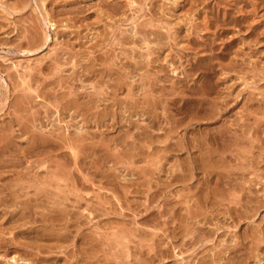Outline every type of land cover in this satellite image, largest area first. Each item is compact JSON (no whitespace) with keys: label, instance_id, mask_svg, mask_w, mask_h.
Masks as SVG:
<instances>
[{"label":"rangeland","instance_id":"1","mask_svg":"<svg viewBox=\"0 0 264 264\" xmlns=\"http://www.w3.org/2000/svg\"><path fill=\"white\" fill-rule=\"evenodd\" d=\"M263 159L264 0H0V264H264Z\"/></svg>","mask_w":264,"mask_h":264},{"label":"bare ground","instance_id":"2","mask_svg":"<svg viewBox=\"0 0 264 264\" xmlns=\"http://www.w3.org/2000/svg\"><path fill=\"white\" fill-rule=\"evenodd\" d=\"M133 1H134V0H133ZM258 4H259V3H258ZM253 8H254V7H253ZM113 16H114V15H113ZM152 19H153V18H152ZM142 24H143V23H142ZM144 25H145V23H144ZM145 26H146V25H145ZM145 26H143V27H145ZM146 30H147V29H146ZM151 30H152V29H151ZM152 32H154V31H152ZM146 33H147V32H146ZM139 34H140V33H139ZM148 34H149V33H148ZM141 35H142V32H141ZM146 36H147V35H146ZM133 37H134V36H133ZM149 37H150V36H149ZM47 38H48V37H47ZM126 38H127V37H126ZM177 38H178V37H177ZM147 39H149V38H147ZM43 41H44V40H43ZM133 42H134V41H133ZM136 42H137V41H136ZM123 43H124V42H123ZM131 43H132V42H131ZM40 44H41V43H40ZM90 47H91V46H90ZM93 47H94V46H92L91 48H93ZM88 50H89V49H88ZM133 50H134V49H133ZM152 50H153V49H152ZM29 51H31V50H29ZM29 51H28V52H29ZM96 52H97V51H96ZM106 52H109L108 49H107ZM89 53H90V52H89ZM100 53H101V52H100ZM151 53H153V52H151ZM84 54H85V53H84ZM148 54H149V53H148ZM87 55H88V54H87ZM99 55H102V54H98V57H99ZM150 55H152V54H150ZM73 56H74V55H73ZM111 56H112V55H111ZM111 56H110V58H111ZM147 56H148V55H147ZM51 57H52V56H51ZM88 57H89V56H88ZM95 57H96V59L98 58L97 56H95ZM105 57H106V56L102 57L101 61H102L103 58H105ZM54 58H55V57H54ZM77 58H78V57H77ZM90 58H91V57H90ZM100 58H101V56H100L98 59H100ZM107 58H108V57H107ZM52 59H53V57H52ZM52 59H51V60H52ZM94 59H95V58H94ZM98 59H97V60H98ZM76 60H77V59H76ZM92 60H93V59H92ZM97 60H95V61L97 62ZM105 60H106V59H105ZM108 60L110 61L111 59H108ZM167 60H168V59H167ZM72 61H73V60H72ZM86 61H87V60H86ZM98 61H99V60H98ZM103 61H104V60H103ZM121 61H122V59H121ZM161 61H162V60H161ZM50 62H51V61H50ZM104 62H105V61H104ZM104 62H103V63H104ZM111 62H112V61H111ZM52 63H53V62H52ZM78 63H79V62H78ZM90 63H91V62H89V65H88L89 67H90V66L93 67V66L95 65V64L93 65V62H92V65H93V66H92ZM105 63H106V62H105ZM105 63H104V64H105ZM107 63H108V62H107ZM122 63H123V62H122ZM73 64H76V63H73ZM104 64H103V65H104ZM49 65H50V64H49ZM51 65H52V64H51ZM56 65H57V64H56ZM58 65H59V64H58ZM111 65H112V64H111ZM88 66H87L86 68H88ZM105 66H106V65H104V67H105ZM123 66H124V65H123ZM128 66H129V65H128ZM50 67H51V66H50ZM50 67H49V68H50ZM53 67H54V66H53ZM91 67H90V68H91ZM94 67H95V66H94ZM84 68H85V67H84ZM95 68H96V67H95ZM112 68H113V67H112ZM112 68H110V69H112ZM125 68H126V67H125ZM133 68H134V67H133ZM31 69H32V68H31ZM50 69H51V68H50ZM117 69H118V68H117ZM121 69H122V68H121ZM134 69H135V68H134ZM92 70H93V69H92ZM95 70H96V69H95ZM97 70H98V69H97ZM97 70H96L95 72H97ZM115 70H116V69H115ZM86 71H87V70H86ZM88 71H89V69H88ZM103 71H104V70H103V68H102V72H103ZM105 71H106V70H105ZM107 71H108V69H107ZM112 71H113V70H112ZM23 72H24V71H23ZM92 72H93V71H92ZM92 72H90V73H92ZM108 73H109V71H108ZM118 73H119V72H118ZM127 73H128V72H127ZM74 75H75V74H74ZM80 75H81V74H80ZM83 75H85V74H83ZM95 75H96V74H95ZM97 76H98V74L96 75V77H97ZM104 76H105V75H104ZM87 77H89V76L87 75ZM94 77H95V76H94ZM101 77H103V76H101ZM156 77H157V76H156ZM77 78H78V77H77ZM90 78H91V77H90ZM90 78H89V79H90ZM94 79H95V78H94ZM96 79H97V78H96ZM96 79H95V80H96ZM102 79H103V78H102ZM162 79H163V78H162ZM1 80H2V79H1ZM53 80H54V79H53ZM53 80L48 81V82H53ZM99 81H100V80H99ZM99 81H98V82H99ZM101 81H102V80H101ZM98 82H96V84H97ZM143 82H144V81H143ZM151 82H152V81H151ZM56 83H57V82H56ZM103 83H104V82H103ZM45 84H47V83H44V85H45ZM51 84H53V83H51ZM54 84H55V83H54ZM100 84H101V83H100ZM100 84H99V85H100ZM116 84H117V83H116ZM116 84H115V85H116ZM119 84H120V83H119ZM97 85H98V84H97ZM46 86H47V85H46ZM48 86H49V84H48ZM117 86H118V85H117ZM144 87H145V86H144ZM46 88H47V87H46ZM112 88H113V87H112ZM114 88H115V87H114ZM129 88H130V87H129ZM115 89H117V88H115ZM156 89H157V88H156ZM148 90H149V89H148ZM230 90H231V89H230ZM73 91H74V90H73ZM99 91H100V90H99ZM99 91H96V93H99ZM178 91H179V90H178ZM75 92H76V91H75ZM104 92H105V91H104ZM205 92H206V91H205ZM77 93H78V92H77ZM77 93H74V94H75V99H77V98H76V95H77V97H78V94H77ZM82 93H85V92H82ZM89 93H91V92H89ZM92 93H93V91H92ZM96 93H95V94H96ZM102 93H103V92H102ZM102 93H101V94H102ZM106 93H107V92H106ZM110 93H111V92H110ZM114 93H115V92H114ZM72 94H73V93H72ZM85 94H86V93H85ZM85 94H83V96H85ZM87 94H88V93H87ZM101 94H100V95H101ZM230 94H231V93H230ZM45 95H46V93H45ZM47 95H48V93H47ZM55 95H56V94H55ZM64 95H65V94H64ZM64 95H62V96H60V97H64ZM93 95H94V93H93ZM218 95H219V94H218ZM88 96H89V95H88ZM104 96H106V95H104V93H103V97H102V98H104ZM110 96H111V95H110ZM113 96H114V95H113ZM28 97H30V96H28ZM52 97H53V95H52ZM56 97H57V96H56ZM60 97H59V98H60ZM68 97H69V96H68ZM70 97H72V96H70ZM80 97H81V96H80ZM90 97H92V95H90ZM93 97H94V96H93ZM93 97L91 98V99H92L91 101H94V102H96V101H98V100H99V101H102V100H101L102 98L100 99L99 96H96V97H97L96 100H94ZM147 97H148V96H147ZM19 98H20V97H19ZM21 98H22V96H21ZM49 98H50V96H49ZM57 98H58V97H57ZM94 98H95V97H94ZM105 98H106V97H105ZM167 98H168V97H167ZM17 99H18V98H17ZM63 99H64V98H63ZM82 99H83V98H82ZM171 99H172V98H171ZM195 99H196V98H195ZM201 99H202V98H201ZM21 100H22V99H21ZM60 100L62 101L61 98H60ZM79 100H80V99H79ZM87 100H88V99H87ZM104 100H105V102H106L107 99H104ZM104 100H103V101H104ZM135 100H137V99H135ZM138 100H139V99H138ZM142 100H143V99H142ZM155 100H156V99H155ZM161 100H162V99H161ZM173 100H175V99H173ZM185 100H186V99H185ZM193 100H194V99H193ZM225 100H227V98H226ZM225 100H224V101H225ZM22 101H23V100H22ZM57 101H59V100L57 99ZM57 101H56V102H57ZM69 101L71 102V99H69L67 102H65V101H64V102L67 104V103H70ZM73 101H74V100H73ZM121 101H122V100H121ZM151 101H152V100H151ZM170 101H171V100H170ZM203 101H204V100H203ZM205 101H206V100H205ZM216 101H218V100H216ZM19 102H20V101H19ZM62 102H63V101H62ZM75 102H76V101H75ZM112 102H113V101H112ZM114 102H115V101H114ZM140 102H141V101H140ZM146 102H147V101H146ZM71 103H72V102H71ZM77 103H78V105H79V104H81L82 102L79 103V102L77 101ZM77 103H75V104L72 103L71 105L74 106V105H77ZM90 103H93V102H90ZM135 103H136V102H135ZM135 103H134V104H135ZM144 103H145V101H144ZM183 103H184V102H183ZM200 103H202V102H200ZM56 104H57V103H56ZM95 104H96V103H95ZM115 104H117V102H115ZM134 104H133V105H134ZM147 104H148V103H147ZM152 104H153V103H152ZM198 104H199V103H198ZM205 104H206V103H205ZM211 104H212V103H211ZM223 104H224V103H223ZM223 104H222V105H223ZM227 104H228V103H227ZM253 104H254V103H253ZM64 105H65V104H64ZM78 105L76 106V109H77ZM97 105H98V104H97ZM100 105H101V104H99V106H100ZM137 105H138V104H137ZM143 105H144V104H143ZM143 105H142V106H143ZM154 105H155V104H154ZM217 105H218V104H217ZM228 105H229V104H228ZM49 106H50V105H49ZM62 106H63V105H62ZM72 106H71V107H72ZM84 106H85V105H84ZM104 106H105V105H104ZM113 106H115L114 103H113ZM118 106H119V105H118ZM167 106H168V105H167ZM211 106H212V105H211ZM226 106H227V105H226ZM68 107H70L69 104H67V106L65 107V110L68 109ZM95 107L97 108L96 105H95ZM107 107H108V105H107ZM109 107H110V105H109ZM111 107H112V106H111ZM111 107H110V109H111ZM146 107H147V106H146ZM217 107L219 108V105H218ZM261 107H262V106H260V109H261ZM51 108H52V107H51ZM82 108H83V107H82ZM89 108H91V107H88V108L86 107V108L83 109V110L86 111V109L88 110ZM105 108H106V107H105ZM134 108H135V107H134ZM166 108H167V107H166ZM204 108H205V107H204ZM223 108H226V107L224 106ZM103 109H104V108H103ZM197 109H198V108H197ZM79 110H81L80 107H79ZM79 110H77V111L80 112ZM83 110H81V111H83ZM92 110H94L93 107H92ZM215 110H216V109H215ZM217 110H218V109H217ZM221 110H222V107H221ZM60 111H61V110H60ZM70 111H71V110H70ZM97 111H99V110H96V112H97ZM154 111H155V110H154ZM259 111H260V110H259ZM87 112H89V111H87ZM87 112H85L84 114H86ZM92 112H93V111H92ZM100 112L102 113V111H100ZM103 112H104V111H103ZM119 112H120V111H119ZM119 112H118V113H119ZM129 112H130V111H129ZM129 112H128V113H129ZM152 112H153V111H152ZM155 112H156L155 114H157V111H155ZM209 112H210V111H209ZM36 113H37V112H36ZM75 113H76V112H75ZM89 113H90V112H89ZM89 113H88V114H89ZM77 114H78V113H77ZM91 114H92V113H91ZM98 114H99V113L97 112V113L95 114V116H98ZM105 114H106V111L103 113V115H105ZM107 114H108V113H107ZM107 114H106V115H107ZM114 114H115V113H114ZM152 114H153V113H152ZM155 114H154V115H155ZM221 114H223V112H221V111H220V112H217V113H214L212 116H209V119H217V117H218V116H221ZM248 114H249V113H248ZM80 115H81V114H80ZM89 115H90V114H89ZM93 115H94V114H93ZM111 115H112V114H111ZM252 115H253V114H252ZM37 116H38V115H37ZM39 116H40V115H39ZM162 116H163V115H162ZM247 116H248V115H247ZM73 117H74V115H73ZM103 117H104V116H103ZM241 117H242V116H241ZM245 117H246V116H245ZM101 118H102V117H101ZM152 118H153V117H152ZM155 118H156V117H155ZM203 118H204V117H203ZM207 118H208V117H207ZM17 119H18V117H17ZM20 119H21V118H20ZM91 119H92V118H91ZM165 119H166V118H165ZM89 120H90V119H89ZM98 120H100V119H98ZM122 120H123V119H122ZM152 120H153V119H152ZM20 121H21V120H20ZM22 121H23V120H22ZM85 121H86V120H85ZM158 121H159V120H158ZM19 123H20V122H19ZM114 123H115V122H114ZM167 123H168V122H167ZM233 123H234V122H233ZM27 124H28V123H27ZM115 124H116V123H115ZM137 124H138V123H137ZM162 124H163V123H162ZM236 124H237V123H236ZM8 125H9V124H8ZM101 125H102V124H101ZM108 125H109V124H108ZM108 125H107V126H108ZM226 125H227V124H226ZM232 125H233V124H232ZM238 125H239V124H238ZM259 125H260V124H259ZM113 126H114V124H113ZM137 126H138V125H137ZM140 126H141V125H140ZM150 126H151V125H150ZM248 126H249V125H248ZM4 127H5V126H4ZM227 127H228V126H227ZM229 127H230V126H229ZM229 127H228V129H226L225 126H224V129H223V130H222V128H221V131H220V130H219V131L217 130L218 132L215 131V132H216V135H214V133H213V135L216 136L215 140H219V141L226 140V139H225V137H226L225 133H226V131L228 132V130H229L230 128H232V127H230V128H229ZM241 127H242V126H241ZM113 128H114V127H113ZM138 128H139V126H138ZM60 129H61V128H60ZM146 129H147V127H146ZM149 129H150V127H149ZM225 129H226V130H225ZM241 129H242V128H241ZM2 130H3V129H2ZM2 130H1V131H2ZM147 131H148V130H147ZM213 131H214V130H213ZM234 131H235V130H234ZM245 131H246V130H245ZM5 132H6V131H5ZM9 132H10V131H9ZM124 133H125V132H124ZM149 133H150V132H149ZM230 133H232V131H231ZM146 134H148V133L145 132V136H146ZM170 134H171V133H170ZM226 134H227V133H226ZM2 135H3V134H2ZM83 135H85V134L83 133ZM83 135H82L81 137L84 138ZM130 135H131V134H130ZM132 135H134V134H132ZM149 135H150V134H149ZM151 135H152V134H151ZM127 136H128V135H127ZM142 136H143V134H142ZM244 136H245V135H244ZM244 136H243V137H244ZM81 137H80V139H79V137H78V138L75 137V140H76V139H77V140L79 139L78 141L76 140L77 142H82V141H84V140L81 141ZM85 137H87V136H85ZM130 137H132V136H130ZM149 137H150V136H149ZM152 137H153V136H152ZM155 137H157V136H155ZM239 137L241 138L242 136H239ZM2 138H3V137H2ZM2 138H1V139H2ZM43 138H44V136H43ZM61 138H62V137H61ZM83 138H82V139H83ZM116 138H117V137H116ZM125 138H127V137H125ZM153 138H154V137H153ZM195 138H196V137H195ZM236 138H237V137H236ZM236 138H235V139H236ZM34 139H35V138H34ZM37 139H38V138H37ZM72 139H74V138H72ZM232 139H233V138H232ZM232 139H229V141H232ZM62 140H63V139H62ZM178 140H179V139H178ZM227 140H228V139H227ZM227 140H226V143L229 142V141H227ZM242 140H243V139H241V141L238 140L237 142H236V141H233V142H234V143H235V142L237 143V144H235V145H238L240 142H242V144H244V143H245V142H244L245 140H244V141H242ZM52 141H53V139H52ZM73 141H74V140H73ZM157 141H158V140H157ZM180 141H181V140H180ZM195 141H196V140H195ZM219 141H218V142H219ZM33 142H34V141H33ZM56 142H57V141H56ZM123 142H124V141H123ZM126 142H127V141H126ZM128 142H129V141H128ZM134 142H135V141H134ZM161 142H162V141H161ZM224 142H225V141H224ZM233 142H230V143H233ZM238 142H239V143H238ZM243 142H244V143H243ZM72 143H73V142H72ZM83 143H84V142H83ZM85 143H86V142H85ZM132 143H133V142H132ZM234 143H233V146H231V148L235 147ZM251 143H252V142H251ZM251 143H250V144H251ZM126 144H127V143H126ZM206 144L208 145L207 142H206ZM206 144H205V145H206ZM218 144H219V143H218ZM252 144H253V143H252ZM252 144H251V146H252ZM34 145H35V144H34ZM72 145H73V144H72ZM78 145H79V144H78ZM85 145H86V144H85ZM106 145H107V144H106ZM174 145H175V144H174ZM198 145H199V144H198ZM220 145L225 146L224 144H220ZM227 145L230 147L229 144H227ZM240 145H241V144H240ZM169 146H170V145H169ZM169 146H168V147H169ZM175 146H176V145H175ZM177 146H178V145H177ZM208 146H210V145H208ZM215 146H216V145H215ZM248 146H249V145H248ZM4 147H5V146H4ZM128 147H129V146H128ZM165 147H166V146H165ZM165 147H164V148H165ZM168 147H167V148H168ZM171 147H172V145H171ZM171 147H170V149L168 148L170 151H169V150H165V152H166V151H169V153L172 152V148H171ZM178 147H179V146H178ZM193 147H194V146H193ZM197 147H199V146H196V148H197ZM238 147L240 148L241 146L238 145ZM238 147H237V148H238ZM252 147H253V146H252ZM252 147H251V148H252ZM107 148H108V147H107ZM167 148H166V149H167ZM179 148H181V147H179ZM226 148H227V146H225V147L223 148V150L225 149L224 152L226 151ZM244 148H247V146H245ZM182 149H183V147H182ZM228 149H229V148H228ZM234 149L236 150V148H234ZM99 150H100V149H99ZM104 150H105V148H104ZM106 150H107V149H106ZM118 150H119V149H118ZM122 150H123V149H122ZM173 150H174V149H173ZM175 150H176V149H175ZM177 150H178V149H177ZM207 150H208V149H207ZM214 150H215V149H214ZM223 150L221 149L222 152H223ZM229 150H230V149H229ZM232 150H233V149H231V151H232ZM241 150L243 151V147H242ZM108 151H110V150H108ZM205 151H206V150H205ZM210 151H211V150H210ZM212 151H213V150H212ZM238 151H239V150H238ZM238 151L236 152V154L238 153ZM203 152H204V151H203ZM208 152H209V151H208ZM216 152H219V153H220V151H216ZM216 152H214V153H216ZM222 152H221V155L224 154V153H222ZM243 152H247L246 149H245V151H243ZM250 152H251V151H250ZM87 153H88V152H87ZM119 153H120V152H119ZM124 153H125V152H124ZM189 153H190V152H189ZM192 153H193V152H192ZM204 153H205V152H204ZM212 153H213V152H209V155H205L207 160H205V159H204V160H205L206 162H204L203 160H202L203 162H198V160L200 159V157H197V156L194 157L193 163H194V165H195V171H197V172H198V170H199V171H202V172H203V171H209V165H210L209 163L211 162V161H209V160H210L211 157H214V156H212L214 153H213V154H212ZM233 153H234V150H233ZM239 153L242 154L241 152H239ZM121 154H122V153H121ZM126 154H128V153L126 152ZM131 154H133V153H131ZM139 154H140V153H139ZM141 154H142V153H141ZM211 154H212V155H211ZM216 154H217V153H216ZM230 154H231V153H230ZM243 154H244V153H243ZM243 154H242V155H243ZM88 155H89V154H88ZM100 155H101V154H100ZM164 155H165V154H164ZM217 155H218V154H217ZM112 156H113V155H112ZM124 156H125V155H124ZM149 156H150V155H149ZM199 156H200V155H199ZM205 156H203V153H202V159H203V157H205ZM219 156H220V155H219ZM105 157H106V156H105ZM119 157H120V156H119ZM129 157H130V156H129ZM129 157H128V158H129ZM216 157H217V156H216ZM94 158H95V157H94ZM116 158H118V157H116ZM165 158H166V157H165ZM197 158H198V159H197ZM208 158H209V160H208ZM219 158H220V160H221V159L223 158V156H222V157H219ZM104 159H105V158H104ZM104 159H103V161H105ZM106 159L108 160V158H106ZM124 159H125V158H124ZM172 159H173V158H172ZM84 160H85V159H84ZM211 160H212V158H211ZM213 160H215V159L213 158ZM223 160H224V159H223ZM225 160H227L226 157H225ZM263 160H264V159H263ZM49 161H50V160H49ZM100 161H101V160H100ZM208 161H209V162H208ZM259 161H260V160H259ZM81 162H82V161H81ZM207 162H208V163H207ZM100 163L103 164L102 161H101ZM217 163H218V162H217ZM220 163H222V161H221ZM82 164H83V163H82ZM207 164H208V165H207ZM218 164H219V163H218ZM224 164H225V163H224ZM227 164H228V163H227ZM83 165H84V164H83ZM100 165H101V164H100ZM162 165H163V164H162ZM162 165H161V166H162ZM50 166H51V165H50ZM81 166H82V165H81ZM215 166H216V165H215ZM224 166H225V165H224ZM231 166H232V165L230 164V168H231ZM243 166H244V165H243ZM237 167H238V166H237ZM240 167H241V166H240ZM244 167H245V166H244ZM241 168H242V167H241ZM45 169H46V168H45ZM191 169H192V168H191ZM233 169H234V168H233ZM143 170H144V169H143ZM151 170H152V169H151ZM237 170H238V169H237ZM244 170H245V169H244ZM50 171H51V170H50ZM154 171H155V170H154ZM179 171H180V170H179ZM183 171H184V170H182V173L180 172V173L172 174V177L170 178L172 184H173L174 181H175V183H176L177 180H180V181L182 180V182H183V181L187 178V175H188V174H187V173L184 174ZM241 171H242V170H241ZM37 172H38V171H37ZM144 172H145V171H144ZM177 172H178V171H177ZM212 172H213V171H212ZM215 172H216V171H215ZM217 172H218V171H217ZM217 172H216V173H217ZM221 172H222V171H221ZM221 172H218V173H217V175H219V178H221L220 176L224 177V176L226 175V174H225V175L223 176L222 174H223L224 172H223V173H221ZM229 172H230V171H229ZM34 173H35V172H34ZM34 173H33V174H34ZM54 173H55V171H54ZM108 173H109V172H108ZM173 173H174V172H173ZM192 173H193V172H192ZM198 173H199V172H198ZM198 173H197V174H198ZM213 173H214V172H213ZM232 173H233V172H232ZM243 173H244V172H243ZM33 174H31V175H33ZM155 174H156V173H155ZM190 174H191V173H190ZM195 174H196V173H195ZM227 174H228V173H227ZM234 174H235V173H234ZM244 174H245V173H244ZM34 175H35V174H34ZM192 175H193V174H192ZM192 175H191V176H192ZM204 175H205V174H204ZM228 175H229V174H228ZM240 175H241V174H240ZM46 176H47V175H46ZM52 176H53V175H52ZM106 176H107V174H106ZM111 176H112V175H111ZM153 176H154V175H153ZM170 176H171V175H170ZM189 176H190V175H189ZM191 176H190V177H191ZM211 176H212V175H211ZM258 176H259V175H258ZM42 177H45V176H42ZM102 177H103V176H102ZM109 177H110V176H109ZM112 177H113V176H112ZM190 177H189V178H190ZM192 177H194V175H193ZM192 177H191V178H192ZM225 177H226V176H225ZM31 178H32V177H31ZM189 178H188V179H189ZM217 178H218V177H217ZM35 179H36V178H35ZM204 179H205V178H204ZM245 179H246V177H245ZM63 180H64V179H63ZM63 180H61V181H63ZM149 180H150V178H149ZM189 180H190V179H189ZM206 180H207V179H206ZM241 180H242V179H241ZM243 180H244V179H243ZM45 181H46V180H45ZM204 181H205V180H204ZM216 181L219 182V181H221V179H220V180L217 179ZM169 182H170V181H169ZM171 182H170V183H171ZM178 182H179V181H178ZM185 182H186V181H185ZM217 182H216V183H217ZM224 182H225V181H224ZM55 183H56V182H55ZM170 183H169V184H170ZM221 183H223V182H221ZM130 184H131V183H130ZM169 184H168V185H169ZM217 184H218V183H217ZM217 184H216V185H217ZM229 184H230V183H229ZM168 185H167V186H168ZM219 185H220V184H219ZM219 185H218L217 187H219ZM220 186H221V185H220ZM138 188H139V187H138ZM140 188H141V187H140ZM220 189H221V188H220ZM221 190H222V189H221ZM144 192H145V190H144ZM217 192H218V190H217ZM219 192H220V191H219ZM223 193H224V191H223ZM115 194H116V193H115ZM212 194H213V193H212ZM214 194H215V193H214ZM217 194H218V193H217ZM222 195H223V194H222ZM101 196H102V195H101ZM117 196H118V195H117ZM214 196H215V195H214ZM218 196H219V195H218ZM111 197H112V196H111ZM128 197H129V196H128ZM171 197H172V196H171ZM205 197H206V196H205ZM222 197H223V196H222ZM222 197H221V198H222ZM96 198H97V197H96ZM209 198H210V197H209ZM209 198H208V199H209ZM216 198H217V197H216ZM219 198H220V196H219ZM223 198H224V197H223ZM167 199H168V198H167ZM213 199H214V198H213ZM100 200H101V199H100ZM105 200H106V199H105ZM170 200H171V199H170ZM204 200H205V199H204ZM204 200H203V201H204ZM221 200H222V199H221ZM230 200H231V199H230ZM234 200H236V199H234ZM97 201H98V200H97ZM130 201H131V200H130ZM168 201H169V200H168ZM208 201H209V200H208ZM100 202H101V201H100ZM169 202H171V201H169ZM104 203H105V201H104ZM208 203H209V202H208ZM222 203H223V201H222ZM232 203H233V202H232ZM238 203H239V202H238ZM180 204H181V203L179 202V205H180ZM195 204H196V203H195ZM203 204H204V203H203ZM89 205H90V204H89ZM106 205H107V203H106ZM175 205H176V204H175ZM201 205H202V204H201ZM211 205H212V204H211ZM218 205H219V204H218ZM113 206H114V205H113ZM180 206H181V205H180ZM180 206H179V207H180ZM196 206H197V205H196ZM199 206H200V205H199ZM219 207H220V206H219ZM222 207H223V206H222ZM237 207H238V206H237ZM240 207H241V205H240ZM177 208H178V206H177ZM190 208H191V207H190ZM169 209H170V208H169ZM191 209H192V208H191ZM200 209H201V208H200ZM202 209H203V207H202ZM209 209H210V208H209ZM229 209H230V208H228L227 210H229ZM255 209H256V208H255ZM83 210H84V209H83ZM133 210H134V209H133ZM146 210H147V209H146ZM165 210H166V209H165ZM173 210H174V209H173ZM197 210H199V209H197ZM233 210H234V209H233ZM134 211H135V210H134ZM163 211H164V210H163ZM217 211H218V210H217ZM217 211H216V212H217ZM221 211H223V210H221ZM113 212H114V211H113ZM159 212H160V210H159ZM171 212H172V211H171ZM191 212H192V211H191ZM195 212H196V210H195ZM239 212H240V211H239ZM162 213H163V212H162ZM167 213H168V210H167ZM180 213H181V212H180ZM182 213H183V212H182ZM187 213H188V212H187ZM200 213H201V212H200ZM229 213H230V212H229ZM231 213H232V212H231ZM160 214H161V212H160ZM163 214H164V213H163ZM168 214H169V213H168ZM171 214H172V213H171ZM174 214H175V213H174ZM174 214H173V215H174ZM183 214H184V213H183ZM195 214H197V213H195ZM195 214H194V215H195ZM223 214H224V213H223ZM225 214H226V212H225ZM225 214H224V215H225ZM233 214H234V213H233ZM148 215H149V214H148ZM155 215H156V214H155ZM166 215H167V214H166ZM173 215H172V216H173ZM192 215H193V214H192ZM201 215H202V214H201ZM201 215H199V216H201ZM239 215H240V213H239ZM163 216H164V215H163ZM169 216H170V215H169ZM242 216H243V215H242ZM154 217H155V216H154ZM188 217H189V216H188ZM195 217H196V216H195ZM182 222H183V221H182ZM173 227H174V226H173ZM179 228H180V227H179ZM176 229H177V228H176ZM184 229H185V228H184ZM251 230H252V229H251ZM258 230H259V229H258ZM182 231H183V230H182ZM176 232H177V231H176ZM113 233H114V231H113ZM115 233H116V232H115ZM91 234H92V233H91ZM182 234H183V233H182ZM182 234H181V235H182ZM155 235H156V234H155ZM172 235H173V234H172ZM177 235H178V234H177ZM62 236H63V235H62ZM173 236H174V235H173ZM252 236H253V235H252ZM167 237H168V236H167ZM198 239H199V237H198ZM128 240H129V239H128ZM117 242H118V240H117ZM150 242H152V241H150ZM162 242H163V241H162ZM113 243H114V242H113ZM172 243H173V242H172ZM196 243H197V242H196ZM144 244H145V243H144ZM144 244H143V245H144ZM157 244H158V243H157ZM126 246H127V245H126ZM176 247H177V246H176ZM129 248H130V247H129ZM165 249H166V248H165ZM258 249H259V248H258ZM151 250H152V249H151ZM157 250H159V249H157ZM159 251L164 252L165 250H161V248H160ZM159 251H158V252H159ZM166 252H167V251H166ZM166 252H164L163 254L165 255ZM98 253H99V252H98ZM168 253H169V252H168ZM163 254H162V255H163ZM151 255H152V254H151ZM162 255H161V256H162ZM164 255H163V256H164ZM173 255H174V254H173ZM16 258H17V257H16ZM154 258H155V257H154ZM149 259H150V258H149ZM152 259H153V258H152ZM152 259H151V260H152ZM160 259H161V258H160ZM92 262H93V260H92Z\"/></svg>","mask_w":264,"mask_h":264}]
</instances>
